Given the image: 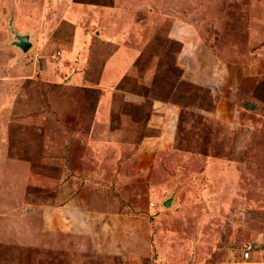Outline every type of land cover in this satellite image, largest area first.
<instances>
[{"label": "rangeland", "instance_id": "1", "mask_svg": "<svg viewBox=\"0 0 264 264\" xmlns=\"http://www.w3.org/2000/svg\"><path fill=\"white\" fill-rule=\"evenodd\" d=\"M85 1L0 0V264H264V0Z\"/></svg>", "mask_w": 264, "mask_h": 264}, {"label": "water", "instance_id": "2", "mask_svg": "<svg viewBox=\"0 0 264 264\" xmlns=\"http://www.w3.org/2000/svg\"><path fill=\"white\" fill-rule=\"evenodd\" d=\"M8 29L11 32L12 41L10 44L22 52H26L31 47L30 34H20L13 27V18L11 17L8 22ZM173 197L166 200L163 205L170 207L172 204Z\"/></svg>", "mask_w": 264, "mask_h": 264}, {"label": "crops", "instance_id": "3", "mask_svg": "<svg viewBox=\"0 0 264 264\" xmlns=\"http://www.w3.org/2000/svg\"><path fill=\"white\" fill-rule=\"evenodd\" d=\"M107 42H110V43H117L115 40H106ZM73 80H76V77H73V78H71V80L70 81H73ZM171 112H173V111H171ZM71 210H73V208H71ZM84 212H86V210H85V208H84ZM100 213H102L101 215H100ZM96 214H99L98 216H100V217H108V216H112L113 214L111 213V212H109V211H101V212H99V213H96ZM82 215V214H81ZM80 215V216H81ZM85 218H86V216H84ZM85 218H83L82 219V221L84 222V228H85V230H86V227L85 226H89L88 225V223H90L91 224V222L90 221H87ZM113 220V219H112ZM91 226V225H90Z\"/></svg>", "mask_w": 264, "mask_h": 264}, {"label": "built area", "instance_id": "4", "mask_svg": "<svg viewBox=\"0 0 264 264\" xmlns=\"http://www.w3.org/2000/svg\"><path fill=\"white\" fill-rule=\"evenodd\" d=\"M251 249H252L251 244H247L243 246V258L244 259H248Z\"/></svg>", "mask_w": 264, "mask_h": 264}, {"label": "trees", "instance_id": "5", "mask_svg": "<svg viewBox=\"0 0 264 264\" xmlns=\"http://www.w3.org/2000/svg\"><path fill=\"white\" fill-rule=\"evenodd\" d=\"M78 3H86V4H94V5H98L97 2H92V1H85V0H75Z\"/></svg>", "mask_w": 264, "mask_h": 264}]
</instances>
